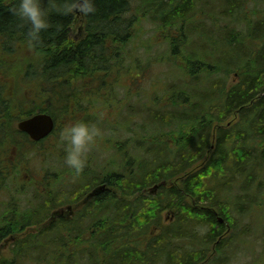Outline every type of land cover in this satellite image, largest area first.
<instances>
[{
  "label": "trees",
  "instance_id": "16d2710c",
  "mask_svg": "<svg viewBox=\"0 0 264 264\" xmlns=\"http://www.w3.org/2000/svg\"><path fill=\"white\" fill-rule=\"evenodd\" d=\"M67 2L43 0L50 26L41 33V41L34 44L27 36L29 25L15 14L18 0H0L1 209L5 206L4 181L34 171L30 166L34 159L51 155L55 144L61 143L60 133L66 119L100 117L104 122L113 118L110 128L102 130L108 129L104 134L108 139L103 140L113 143L112 147L119 152V164L125 170L124 173L117 170L119 189L128 188L130 181L124 177L125 185L121 183V174L132 172L129 169L134 167L135 190L158 184L160 192L148 206L135 210L118 203L123 211L117 216L97 219L93 229L102 226L101 236H96L102 245L101 264H107L112 258L114 261L117 253L122 263L141 264L142 260L128 256L133 250L139 252L136 247L132 249L137 244L133 240L146 235L151 225H159L156 217L159 218L165 206L175 203L183 206L178 211L175 229L167 227V233L157 241L161 252L173 255L166 264L216 261L224 264L223 255L231 256L232 261L237 251L242 252V258L250 257L243 264H264V238L258 242L246 237L247 231L264 236V34L249 33L258 28V22L253 23L250 14L256 17L261 13L264 17L263 10L257 11V5H262L260 1L256 4L254 0H240L237 7L235 0L230 10L215 9L223 17L243 24L244 31L229 28L227 24L220 27L217 22L223 18L215 16L217 11L205 14L197 7L207 4L206 0H92L95 11L82 12L81 34L73 31V26L80 22L75 9L69 13L63 11ZM250 2L256 6L255 11L248 8ZM196 14L202 17L201 24L194 21ZM208 19L220 29H213V25L207 27ZM200 28L212 35V47L214 42L223 48L238 49L241 44L244 48L237 51L240 62H220L216 56L222 52L206 46L202 51L188 47L191 35ZM149 29L153 30L151 39L157 47L160 45L158 48L162 42L165 44L162 53L154 59L148 50L140 51V43L136 44ZM216 32L221 37H216ZM151 42L150 47L154 43ZM146 57L149 61L143 63ZM164 66L167 70L160 69ZM147 69L157 80H162L164 75L162 84H151L154 89L148 100L137 94L139 91L135 88L139 82L136 85L131 77L133 70L139 71L142 77ZM232 71L235 82L226 85ZM209 84H215L213 98L206 93L205 86ZM136 102L143 107L133 106ZM90 109L102 112L90 116L83 113ZM36 112H46L56 122L55 131L45 144L32 142L16 128L17 122ZM167 114L172 120L165 118ZM146 116L153 121L152 129L138 122ZM212 130H215L214 137ZM141 140L164 147L168 160L158 163L157 158H152L148 164L146 157L151 150H142L143 145L138 144ZM116 142H128L132 148ZM41 143L44 146L39 149ZM142 163L149 167L143 173L140 172ZM239 173L248 184L242 188L241 197L248 198L250 203L237 208L239 217L232 216L233 222L229 223L232 234L225 237V225L216 215L223 217V210L219 208L229 205V198L225 200L222 192H218L222 190L218 184L217 188L206 185V180L223 176L220 182L229 187L233 184L229 180L238 181ZM252 186L254 193L250 197L246 192ZM32 189L37 194L36 188ZM29 192L23 191L21 195ZM198 204L209 207L213 213L193 208ZM47 214V211L38 213L39 225ZM18 215L24 229L29 212L23 210ZM238 218L242 219V226H236ZM71 227L74 230L77 224ZM63 237L61 224L39 233L37 240L44 249H39L38 264H64L61 241L51 243ZM228 244L227 247L233 248L230 251H227ZM52 252L55 254L51 255Z\"/></svg>",
  "mask_w": 264,
  "mask_h": 264
},
{
  "label": "flooded vegetation",
  "instance_id": "af4514ba",
  "mask_svg": "<svg viewBox=\"0 0 264 264\" xmlns=\"http://www.w3.org/2000/svg\"><path fill=\"white\" fill-rule=\"evenodd\" d=\"M81 16L78 15L80 17V22H77L78 28L76 30L73 28L77 34H81L84 20ZM101 112L97 109L83 111L89 116ZM81 120L96 123L102 129L100 117L66 119L63 129ZM116 144H126L128 149L132 148L128 142H116ZM112 145L111 141L103 140V134L97 138L96 145L88 154L87 164L80 174H75L74 170L64 163L63 172L38 171L36 168V171L23 172L17 178L10 177L4 181L2 201L5 202V206L1 209L0 217L2 230L0 264H38L39 249H44V246L37 240V236L46 228L60 224L64 226V237L51 243L61 241L64 249L62 252L64 264H72V260L73 264H101L102 245L96 236L97 234L101 236L102 226L98 230L93 229L97 219L102 220L103 216H117L118 212L123 211L119 209L118 203L123 204L126 209H141L148 206L152 199L155 200L160 192V189L154 191V197L151 198L149 187L135 190L132 182L133 172L121 174V183L125 185L124 177H128L130 184L127 185V189H119L120 175L115 169L119 161V152ZM129 170L133 171L134 167ZM32 188H36L37 194L33 193ZM23 191L32 193L21 195ZM225 206L227 211L236 217L235 210L238 208L236 203L231 202V205ZM182 207L181 204L176 203L170 207L165 206L160 224L151 225L149 229L152 230L147 229L146 235L134 239L133 242L137 244L135 246L134 243L132 249L136 247L139 252L133 250L128 256L142 260L141 264H166L168 257L173 258L172 254L161 252V248L157 247V241L159 242L167 233V227L171 230L175 229L178 211ZM193 208L203 207L193 206ZM203 209L213 213L209 207ZM23 210L29 212L26 217L28 225L24 229L21 217L18 215ZM46 211L48 214L39 225L38 213ZM75 224L77 227L71 230V226ZM226 224L228 228L227 221ZM60 252L61 250L56 253L60 254ZM54 254L55 252L51 253ZM223 258L229 263L232 257L223 255Z\"/></svg>",
  "mask_w": 264,
  "mask_h": 264
},
{
  "label": "rangeland",
  "instance_id": "374dc122",
  "mask_svg": "<svg viewBox=\"0 0 264 264\" xmlns=\"http://www.w3.org/2000/svg\"><path fill=\"white\" fill-rule=\"evenodd\" d=\"M208 1L207 4H201L200 6L197 5V7H201L204 11H205V14L209 13L210 11H217L215 13V16L216 17H222L223 19L221 20V18L219 19V21L217 22L218 25L221 27V26H224V24H227L229 28H235V29H241L245 31L244 27H243V24H240L239 21H236V20H233L232 18H227V17H223L222 15H220V13H218V10H215V9H219V10H230V8L233 6L234 4V1L235 0H227L226 3H221L219 0H206ZM238 1V5L237 7H240V0H237ZM260 1V3L262 5H257V11L258 10H263L264 11V0H254V2L257 4V2ZM248 8L250 10H253L255 11L256 9V6H254L253 3H248L247 4ZM204 7V8H203ZM264 14V12H263ZM254 15V13H253ZM252 14H250V19L253 21V23H257L258 22V28L257 29H254L252 31H250L249 33H252L253 36L254 35H257L259 33H263L264 34V17L262 16V14H257L256 17H254ZM227 18V19H226ZM231 19V21H230ZM228 20V21H227ZM196 23L198 24H201L203 22V19L202 17L200 16H197V14L195 15V20ZM207 23V27L209 26H212L213 25V29H220L219 26L216 25V23L214 24L210 19L206 20ZM146 28H152L151 26L149 25H145ZM225 27V26H224ZM74 30H76V28H78V24H75L73 26ZM258 30V31H257ZM208 31V29H207ZM220 31V30H218ZM74 33L76 34V31H74ZM74 34V35H75ZM152 34H153V30L149 29V32H146L143 36L139 37L138 40H136V44H141V48H140V51L141 52H145L148 50L149 54H150V57L151 59H154L153 57H159V55L162 53V51L164 50L165 48V44L162 42L160 48H158L160 45H158L157 47V44L155 43L154 40L151 39L152 37ZM73 35V34H72ZM73 35V36H74ZM76 36V35H75ZM215 36L216 37H221V34H218L217 32L215 33ZM213 40V37L212 35L208 34L204 29L200 28L199 30H197L194 34L191 35V38L187 44L188 47H195L196 49H198L199 51H202V47L205 46L209 49H211L212 51L214 52H222L221 54H219L217 57V59L220 61V62H226L227 64L229 63H232V62H240V57L237 53V51H239L241 48H244L241 44L239 45V48H231L230 46H226L225 48H223V45L220 44L219 42H214L215 43V46L212 47L211 46V41ZM153 41V46L150 47L152 45V42ZM138 42V43H137ZM238 47V46H237ZM222 48V49H221ZM221 49V50H220ZM133 61V60H132ZM149 61V57H146L144 60H143V63ZM160 69H163V70H167V67L164 66L163 67H160ZM168 73V71H167ZM140 76V72L139 71H135L133 70L132 71V74H131V77L133 78V80H135V83L137 85V83L139 82V85L138 87H136V92L138 95H142L143 97H146V100H148L152 94V91H153V87L151 86L152 83H158V84H162L163 83V80H164V75L161 76L162 80H157L156 77L151 73L149 72V70L147 69L145 74L142 76V77H139ZM235 72L232 71L231 74L229 75V77L227 78L228 80H226V85H231V83H234L235 81ZM215 84H209L207 86H205V89H207L206 93L211 97L213 98L216 94V90H215ZM159 88V87H158ZM146 96H145V95ZM207 95V96H208ZM133 106H137L138 108H142V104L140 103H133L132 104ZM136 109V107H134ZM135 118V117H134ZM165 118L167 120H172V118H170V115H166ZM115 121L113 118H109V121H110V124L111 122ZM139 121L138 122H141V123H144L146 124V127L148 129H152L153 128V121L151 118H149V116H146V117H142L141 119H138ZM228 121L225 120V122ZM237 122V121H236ZM102 125H108V124H104L102 123ZM167 129V128H166ZM239 129L242 130V124L239 125ZM103 135L105 134V132L102 133ZM139 141V140H137ZM134 142V143H137ZM213 141V140H212ZM138 144H141L143 145V148H141L142 150H145V149H150L151 151L147 153V157H146V162L149 164V162L152 161V158H157L158 160V163H161V162H166L168 160V154L165 150L164 147H162L161 145H155V144H150L149 142L147 141H140L138 142ZM181 146V144H180ZM54 150L51 151V155L47 156L46 158H44L46 161H47V170L46 171H49L50 168H52L55 172V170H59V169H62L63 170V167H64V149L62 147V144L61 143H56L55 146H54ZM34 149L36 150L37 147H34ZM40 149V147H39ZM38 149V150H39ZM43 158V157H41ZM37 162L39 163L38 165V171H45V165L42 163V161L40 159H36ZM201 161V160H199ZM32 165H34V163L32 162L31 163ZM158 165V164H157ZM148 167V165L146 163H142L141 165V168H140V172L143 173V171H145ZM116 170H118V172H125L123 166H121V164H119V161H118V165H116L115 167ZM134 172V170L132 171ZM240 174V173H239ZM223 176H221L218 180L215 178L214 180L210 181V180H206V182L208 184L206 185H213V186H217V184L219 185V187H221L222 190H218V192L221 194L222 192V196L225 198L228 197L229 198V205H231V200H230V195H233L235 197H232L233 200L235 201L236 205L238 206V209L240 207H246L250 202L248 200V198H243L241 197V194H242V188L246 187V178L245 177H242V173L240 174V176H238V181H236L235 179H230L229 182L230 183H233L229 184V187L228 186H225L224 184V181L223 182H220L222 179ZM226 182V180H225ZM237 183V184H236ZM225 187H227L225 189ZM217 188V187H216ZM157 190V189H156ZM155 190V191H156ZM250 197L253 195L254 193V190H253V186L248 188L247 189V192ZM152 194H155V193H152ZM154 195H152L151 198H153ZM198 203V202H197ZM197 206H202L201 204H198ZM222 209L223 210V217H221L219 214L216 215V217H218L219 219H221V223L225 225V233H224V236L225 237H230V235L232 234V230H231V227L229 225V227L227 228V224H226V221L228 223H232L233 222V217H232V214H230L227 209H226V206H223L221 208H219V210ZM236 209V211H238L237 213H235V215L237 217H239V210ZM235 211V212H236ZM163 213H161V215L158 217H156V220H159L160 222L162 221V218H163ZM239 219V222H237V225L236 226H242V219L241 218H238ZM247 225L249 224V222L246 223ZM234 225H235V222H234ZM162 226V225H161ZM164 226V225H163ZM149 230H152V228H148V231ZM246 237L247 239L251 240V241H255L257 240L258 242H261L264 238L263 235L259 234V233H254V232H249L247 231L246 233ZM143 236V235H142ZM229 246L226 245V247ZM230 249L232 250L233 248L230 246V247H227V251H230ZM166 254H168L167 252H165ZM235 258H233L232 261L229 262V264H243L245 260L249 259L250 257H243L242 258V252H235ZM117 257V258H116ZM116 258V259H115ZM121 255L119 253L116 254V256L114 257V261H113V258L112 260H108L107 264H111L115 261H117V264H138L136 262H125V263H122L121 261ZM253 261V259L251 260ZM250 261V262H251ZM223 262L224 264H226L225 262V259H223ZM209 264H219V262H209Z\"/></svg>",
  "mask_w": 264,
  "mask_h": 264
},
{
  "label": "clouds",
  "instance_id": "9594fccd",
  "mask_svg": "<svg viewBox=\"0 0 264 264\" xmlns=\"http://www.w3.org/2000/svg\"><path fill=\"white\" fill-rule=\"evenodd\" d=\"M43 0H18L15 14L29 25L27 36L30 42L37 44L41 41V33L49 28L47 19L48 12L42 6ZM85 14L94 12L92 0H83V3L68 0L63 11L69 13L73 9ZM103 130L96 124L87 121H76L65 127L60 133V140L64 149V163L75 174H80L88 159V154L96 145L97 138L102 135Z\"/></svg>",
  "mask_w": 264,
  "mask_h": 264
},
{
  "label": "water",
  "instance_id": "95a60500",
  "mask_svg": "<svg viewBox=\"0 0 264 264\" xmlns=\"http://www.w3.org/2000/svg\"><path fill=\"white\" fill-rule=\"evenodd\" d=\"M78 3H83L79 0ZM17 128L25 132L33 141L46 137L53 129L52 118L45 113H37L17 123ZM154 186L153 189H156Z\"/></svg>",
  "mask_w": 264,
  "mask_h": 264
},
{
  "label": "bare ground",
  "instance_id": "6f19581e",
  "mask_svg": "<svg viewBox=\"0 0 264 264\" xmlns=\"http://www.w3.org/2000/svg\"><path fill=\"white\" fill-rule=\"evenodd\" d=\"M104 191V190H103ZM94 197V196H93ZM219 221L221 222V219H219Z\"/></svg>",
  "mask_w": 264,
  "mask_h": 264
}]
</instances>
